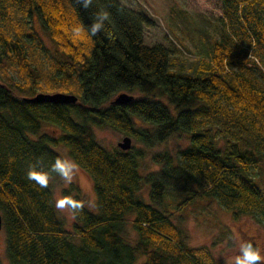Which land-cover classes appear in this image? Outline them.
I'll return each mask as SVG.
<instances>
[{
	"label": "trees",
	"instance_id": "1",
	"mask_svg": "<svg viewBox=\"0 0 264 264\" xmlns=\"http://www.w3.org/2000/svg\"><path fill=\"white\" fill-rule=\"evenodd\" d=\"M208 1L221 9L233 45L214 39L210 60L171 62L169 46L144 40L149 13L119 0H93L87 10L79 0H0V211L12 264H135L141 256L142 264H204L209 250L187 244L164 204L171 194L176 209L213 196L235 216L252 214L264 224V191L250 175L264 168V0ZM98 9L109 11L112 37L76 36L74 26L86 27ZM35 16L53 47L43 44ZM180 58L183 74L169 68ZM253 68L263 69V79ZM134 90L140 94L130 101H113ZM40 91L78 100L31 99ZM95 126L142 145L109 149ZM182 132L187 146L155 150L157 166L141 171L147 148ZM59 145L96 191L97 210L86 207L72 229L53 206L51 181L44 189L27 179L30 166L64 157ZM73 190L83 199L75 183L63 193Z\"/></svg>",
	"mask_w": 264,
	"mask_h": 264
},
{
	"label": "rangeland",
	"instance_id": "2",
	"mask_svg": "<svg viewBox=\"0 0 264 264\" xmlns=\"http://www.w3.org/2000/svg\"><path fill=\"white\" fill-rule=\"evenodd\" d=\"M123 4L143 10L149 13L152 23L144 26V40L147 44L162 42L172 49L171 62L177 56L187 58H206L211 59L213 51L214 39L223 40L227 45H233L231 38L226 35V24L219 21L217 15L221 14V9L216 7L214 3L208 0H119ZM192 5V7H191ZM34 27L40 32L44 45L53 47L54 44L50 37L42 30L40 21L37 16L33 20ZM233 34V32H231ZM254 56L255 50L249 53ZM257 61L258 58H257ZM178 66L169 65L174 73H182V59L177 63ZM234 68H240L233 65ZM244 69V68H243ZM254 69V68H253ZM248 72L249 70L245 68ZM185 72V71H184ZM253 74L263 79V69L255 68ZM133 95H139L138 90L128 91ZM164 101L170 106L172 112H175L173 104L166 98ZM46 123V122H45ZM46 130L55 129L53 125H44ZM61 132L60 129H57ZM96 138L105 147L119 148L118 142L125 135L111 127L95 126ZM189 143L188 135L184 132L169 137L165 142L158 144L154 148H147V155L141 161V171L147 172L157 165L152 161L151 155L157 149L168 147L170 150L176 151L181 147L187 146ZM142 145L132 137V145ZM57 149L64 157H70L68 148L59 145ZM250 175L254 177L264 191V168L252 169ZM54 194L63 188V183L59 177L51 180ZM79 187V191L83 199H93L94 206L90 209L97 210L96 191L93 179L90 174L80 166V174L75 182ZM148 197V186L144 184L140 191ZM64 194V193H63ZM177 196L171 194L164 203L169 210L174 211L173 219L181 227L184 239L191 247H199L203 250L207 248L209 255L202 256L204 264H225L220 252L230 248H234V241L237 236L242 239H250L254 243L264 246V224L261 223L252 214L241 213L237 216L232 211L224 208L215 197L199 198L195 202L189 204L186 208L176 209L174 201ZM58 211V210H57ZM65 226L68 229L73 228L74 221L71 220L66 213L58 211ZM125 231L131 239L136 238V233L128 223ZM235 254L234 252L229 253ZM145 256L137 259L135 264H142ZM0 264H12L6 253L5 236L1 232L0 238Z\"/></svg>",
	"mask_w": 264,
	"mask_h": 264
},
{
	"label": "clouds",
	"instance_id": "3",
	"mask_svg": "<svg viewBox=\"0 0 264 264\" xmlns=\"http://www.w3.org/2000/svg\"><path fill=\"white\" fill-rule=\"evenodd\" d=\"M81 7L89 9L93 0H79ZM110 20V13L104 9H98L91 17V23L86 27L80 24L74 26V34L82 37L85 34L90 37H96L104 34L108 38L112 37L111 32H106L107 22ZM41 163V161H37ZM80 174V165L76 160L70 157H57L43 168L30 166L27 171V179L35 182L40 188H48L49 183L54 177H59L63 183V188L53 195V206L61 213H66L71 220H76L78 215L85 208L94 206L93 199L78 198L75 190L69 194H63V189L70 188ZM235 254L230 255L229 253ZM225 264H264V246L254 243L250 239H242L237 236L234 241V248L220 252Z\"/></svg>",
	"mask_w": 264,
	"mask_h": 264
},
{
	"label": "water",
	"instance_id": "4",
	"mask_svg": "<svg viewBox=\"0 0 264 264\" xmlns=\"http://www.w3.org/2000/svg\"><path fill=\"white\" fill-rule=\"evenodd\" d=\"M134 95L127 92L122 91L118 93L114 98V102L124 103L133 99ZM31 99L35 101H52V102H71L74 103L78 100V96L74 93L64 92V91H54V92H44L40 91L36 93ZM118 145L121 149H129L132 146V137L130 135L125 134L123 139L118 142ZM3 228V216L0 211V238L1 232Z\"/></svg>",
	"mask_w": 264,
	"mask_h": 264
}]
</instances>
